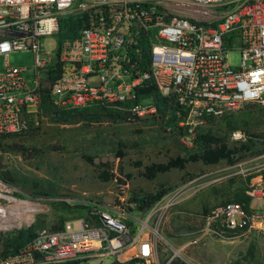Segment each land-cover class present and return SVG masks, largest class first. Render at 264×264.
<instances>
[{
    "label": "built area",
    "instance_id": "obj_1",
    "mask_svg": "<svg viewBox=\"0 0 264 264\" xmlns=\"http://www.w3.org/2000/svg\"><path fill=\"white\" fill-rule=\"evenodd\" d=\"M87 11L89 26L60 40L61 21ZM45 38L57 40L54 54L42 52ZM231 51L239 53L236 68L227 63ZM12 52L32 53V65L8 66ZM0 57V136L39 129L45 89L58 110L97 103L124 111L130 123L157 120L155 99L139 93L145 84L186 111L184 125L193 133L247 104L264 106V0H0ZM57 66L60 75L48 84L43 76ZM7 191L0 180V199ZM11 201L25 211L24 202ZM113 211L117 215L95 206L98 223L76 218L60 230L38 229L0 264H65L126 253L149 264L157 253L145 234L152 213L136 233L123 212ZM202 222L203 238L244 226L263 231L264 212L226 203Z\"/></svg>",
    "mask_w": 264,
    "mask_h": 264
},
{
    "label": "rangeland",
    "instance_id": "obj_2",
    "mask_svg": "<svg viewBox=\"0 0 264 264\" xmlns=\"http://www.w3.org/2000/svg\"><path fill=\"white\" fill-rule=\"evenodd\" d=\"M57 48L55 38H45L41 43L44 53L54 54ZM32 63L30 52H12L7 56L10 67ZM227 63L233 68L238 67V51L229 52ZM4 64L0 57V70ZM245 106L230 114L240 115L238 112ZM259 107L246 110L233 121L239 127L230 132L229 142L251 138L256 145L264 147V138L253 137L264 135V106ZM175 115L180 119L177 126L183 135L178 129L173 132L165 129L158 123L159 117L157 120L104 122L94 126L58 125L43 117L36 132L17 140L18 144L34 151L30 150L26 155L10 152L4 156V164L14 173L17 185H8L9 191L0 199V205L14 206L11 199H16L25 203V211H30L21 212L27 220H12L11 226H6L8 229L0 228V236L31 225H37V230L51 229L60 224L61 219L67 222L79 218L70 210L76 205L98 206L114 215L117 213L113 209L123 212L127 219H121L129 221L136 233L141 222L152 213L146 222L145 234L156 243L159 252L149 264H169L174 258L187 264H264V230L245 231L232 238L201 237L204 212L233 200L242 190L252 197L251 210L264 212V154L248 155L235 165L190 163L183 171L171 170L153 181L138 176V172L150 164L165 163L178 155L191 153V140L198 130L228 132L220 119L229 114L216 119L213 124L206 123L193 133H189L184 125L186 113L179 111ZM237 133L240 137H234ZM118 150L125 154L122 160L116 158ZM100 162L108 168H97ZM108 169H112L115 179L105 183L97 175ZM125 175H130V179L126 185H119L118 179L125 180ZM34 181L48 186L51 196L35 194L30 189ZM158 185L173 190L149 210L139 211L129 202L130 195L152 193ZM63 207L68 208L62 210ZM117 258L91 257L79 264H129L134 259L129 253L126 255L128 262L120 263Z\"/></svg>",
    "mask_w": 264,
    "mask_h": 264
},
{
    "label": "trees",
    "instance_id": "obj_3",
    "mask_svg": "<svg viewBox=\"0 0 264 264\" xmlns=\"http://www.w3.org/2000/svg\"><path fill=\"white\" fill-rule=\"evenodd\" d=\"M89 12L71 14L66 16L60 24V31L58 33V38L60 40L73 39L79 35L81 29L87 28L89 26ZM54 67L48 68L47 73L43 76L45 82L52 84L60 75V69L58 66L55 70ZM145 84L143 88L139 90L142 95L152 96L157 105V111L159 113V119L157 120L161 126L170 131L175 129L179 130V133L183 135L182 129L177 126L179 118L175 115L176 112L184 114L186 113L182 108L174 103L172 99L163 98L157 94L155 87ZM46 94L42 95L40 101L41 115L48 122L58 124V125H72V124H82L86 126L101 125L104 122H109L113 124L119 123H130L127 114L119 109L104 106L100 104H92L84 108L62 111L53 107L47 96V89L42 91ZM260 105H246L244 109L239 111L238 114H229L222 117L220 120L224 122L227 127L228 132L223 130L212 131L208 130H198L194 134L192 143V152L185 156H176L175 158L169 159L165 163H153L138 172V176L149 181H153L158 175L168 173L171 170L183 171L186 166L190 163H201L204 166L216 165L220 162H225L227 165H235L241 162L248 155H261L264 154V147L256 145L257 142L253 141L251 138L242 141L229 142V134L235 131L239 125L234 123L241 114L246 110H250L254 107H259ZM137 121H140L139 119ZM216 119H210L207 124H213ZM135 123V122H133ZM223 134H222V133ZM21 135H1L0 136V180L10 186H16L17 180L14 177V173L11 172L4 164V156L10 152L21 153L26 155L34 149H28L23 145L17 143V140L21 139ZM256 139L264 138L262 136H253ZM117 156L119 160L125 157V154L121 151H117ZM85 159L92 163L91 159L85 157ZM107 167L104 163L100 162L97 168ZM108 168V167H107ZM122 173V170L119 169ZM130 175H125V180L118 179L119 185H126V182L130 179ZM97 178L101 181L107 183L115 179V174L112 169L106 171H100ZM26 188V186H25ZM30 189L35 192V194L40 196H51V191L49 187L43 185L40 181H34L30 184ZM173 188L164 187L158 185L157 188L152 193L144 194H132L130 195L129 202L135 203L137 210L147 211L153 205L161 201ZM252 197L246 195L245 191H241L235 195L233 200L227 201L226 203H237L241 204L246 212H251L250 204ZM67 206V205H66ZM68 207H63L62 210H66ZM94 207L88 205H76L70 208L73 210L79 218H84L91 224L98 223V219L92 217V210ZM208 211H205L203 216L207 215ZM66 220L61 219L60 224L53 226L52 230H60ZM38 226L31 225L27 228H19L11 232H7L5 235L0 236V258H6L8 256L14 255L20 251V249L27 244L36 234ZM247 230V227H240L234 230H226L222 236L227 238L235 237ZM157 252H159L157 248ZM80 261H73L65 264H79ZM129 264H145L142 259H132L128 262ZM114 264H117L116 262ZM169 264H187L179 259H172Z\"/></svg>",
    "mask_w": 264,
    "mask_h": 264
},
{
    "label": "bare ground",
    "instance_id": "obj_4",
    "mask_svg": "<svg viewBox=\"0 0 264 264\" xmlns=\"http://www.w3.org/2000/svg\"><path fill=\"white\" fill-rule=\"evenodd\" d=\"M28 211L30 210H26V212ZM24 216L25 214L17 210L16 206L4 207L0 210V224L9 227L11 226L12 220H16V219H18L19 221L27 220V218H25Z\"/></svg>",
    "mask_w": 264,
    "mask_h": 264
},
{
    "label": "crops",
    "instance_id": "obj_5",
    "mask_svg": "<svg viewBox=\"0 0 264 264\" xmlns=\"http://www.w3.org/2000/svg\"><path fill=\"white\" fill-rule=\"evenodd\" d=\"M126 255H127V253L119 255L118 258H117V261L120 262V263L128 262V259L126 258Z\"/></svg>",
    "mask_w": 264,
    "mask_h": 264
}]
</instances>
